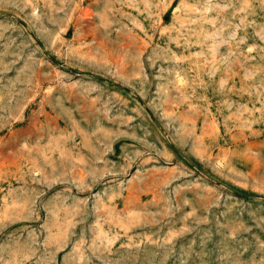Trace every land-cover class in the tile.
<instances>
[{
	"label": "rangeland",
	"instance_id": "rangeland-1",
	"mask_svg": "<svg viewBox=\"0 0 264 264\" xmlns=\"http://www.w3.org/2000/svg\"><path fill=\"white\" fill-rule=\"evenodd\" d=\"M0 264H264V0H0Z\"/></svg>",
	"mask_w": 264,
	"mask_h": 264
}]
</instances>
